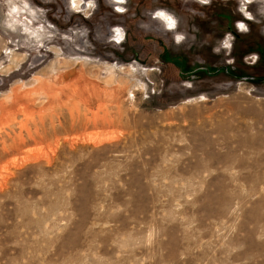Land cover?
<instances>
[{
    "label": "rangeland",
    "instance_id": "1",
    "mask_svg": "<svg viewBox=\"0 0 264 264\" xmlns=\"http://www.w3.org/2000/svg\"><path fill=\"white\" fill-rule=\"evenodd\" d=\"M74 1L0 0V264H264V0Z\"/></svg>",
    "mask_w": 264,
    "mask_h": 264
},
{
    "label": "crops",
    "instance_id": "2",
    "mask_svg": "<svg viewBox=\"0 0 264 264\" xmlns=\"http://www.w3.org/2000/svg\"><path fill=\"white\" fill-rule=\"evenodd\" d=\"M180 1H183V0H180ZM185 1H183V2H185ZM93 2L95 3V0H93ZM150 2L153 4V7H151L150 9H148L145 12H141L142 17H145L147 19V24L146 25L143 24V25L147 27V30L148 31H150V32L152 31V25L149 23V21L156 22V23L158 22L161 25V27L159 26L160 29H158V31L161 32L164 35H167V34L172 35L173 34V31L177 30L176 28H178V25H179V29L182 30L181 29L182 28V24L179 21V19L174 18L175 19L174 20L175 21V24H174L175 26H174V28L173 27L170 28L168 26V20L167 19H165L164 17L157 16V14H156L157 12H162V13L166 14L167 16L173 18V13L168 8H164L163 6H161V4L159 2L157 4L156 3H153L151 0H150ZM124 3L129 6V8L131 9V12L132 11H135V9H136L135 8V5L133 3H131L129 0H124ZM203 3L204 4H207L208 2L206 1V2H203ZM106 4L107 5H113V0H107V3ZM112 15H114V14H112ZM118 17H122L123 20L120 19V18H118ZM114 19H116L115 21H117L120 25H123V23L126 22V15L125 14L118 15V16L114 15ZM141 21L142 22H145L146 20L142 18ZM140 25L136 26L138 30H140L139 29ZM110 31H111V29L108 26L107 27V32H108L107 34H108V36L110 37V40H111V32ZM142 32H144V31H142ZM180 32H181V35L183 34L182 35L183 37L177 36L176 37V40L175 39H173V40L176 43L182 44V43H184V41L186 42L188 36L183 31H180ZM181 39H182V41H180ZM112 43L114 45H119L120 44V43H115L114 41H112Z\"/></svg>",
    "mask_w": 264,
    "mask_h": 264
},
{
    "label": "bare ground",
    "instance_id": "3",
    "mask_svg": "<svg viewBox=\"0 0 264 264\" xmlns=\"http://www.w3.org/2000/svg\"><path fill=\"white\" fill-rule=\"evenodd\" d=\"M84 2L85 1H83V0H79L78 1V9H87V10H89V12L94 8V6L93 5H88L87 3H88V1L85 3L86 4V8H85V6H84ZM71 5L73 6V3H72V0H71ZM124 5H125V3H124V0H113V7H114V9L116 10V11H118V12H123L124 11ZM83 7V8H80V7ZM158 13V12H157ZM156 13V14H157ZM159 17H161V16H159ZM175 26V25H174ZM174 28V27H173ZM122 39L123 38H119V37H114V35H113V32L111 33V40L112 41H114L115 43H120L121 41H122Z\"/></svg>",
    "mask_w": 264,
    "mask_h": 264
},
{
    "label": "snow or ice",
    "instance_id": "4",
    "mask_svg": "<svg viewBox=\"0 0 264 264\" xmlns=\"http://www.w3.org/2000/svg\"><path fill=\"white\" fill-rule=\"evenodd\" d=\"M157 16H161V17H164L165 19H167L169 21V24L168 26L171 28V27H174V24H175V21L171 19V17H167L165 16L164 13L162 12H158L157 13ZM241 27L243 28V25H241Z\"/></svg>",
    "mask_w": 264,
    "mask_h": 264
},
{
    "label": "flooded vegetation",
    "instance_id": "5",
    "mask_svg": "<svg viewBox=\"0 0 264 264\" xmlns=\"http://www.w3.org/2000/svg\"><path fill=\"white\" fill-rule=\"evenodd\" d=\"M74 4H75L76 8H77V6L79 5V4H78V1H74Z\"/></svg>",
    "mask_w": 264,
    "mask_h": 264
},
{
    "label": "water",
    "instance_id": "6",
    "mask_svg": "<svg viewBox=\"0 0 264 264\" xmlns=\"http://www.w3.org/2000/svg\"><path fill=\"white\" fill-rule=\"evenodd\" d=\"M255 80H264V78H253Z\"/></svg>",
    "mask_w": 264,
    "mask_h": 264
}]
</instances>
